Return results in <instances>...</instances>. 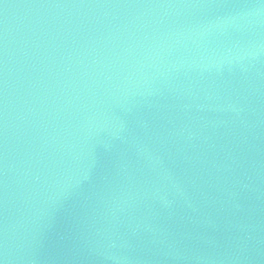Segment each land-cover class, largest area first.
Masks as SVG:
<instances>
[{
  "label": "water",
  "instance_id": "water-1",
  "mask_svg": "<svg viewBox=\"0 0 264 264\" xmlns=\"http://www.w3.org/2000/svg\"><path fill=\"white\" fill-rule=\"evenodd\" d=\"M0 264H264V0H0Z\"/></svg>",
  "mask_w": 264,
  "mask_h": 264
}]
</instances>
